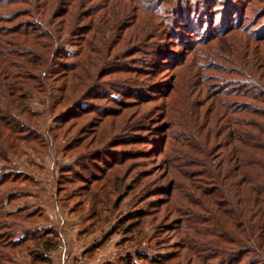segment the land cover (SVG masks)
Here are the masks:
<instances>
[{"label":"trees","instance_id":"16d2710c","mask_svg":"<svg viewBox=\"0 0 264 264\" xmlns=\"http://www.w3.org/2000/svg\"><path fill=\"white\" fill-rule=\"evenodd\" d=\"M127 1L133 7L131 19L136 21L138 11L154 15L144 22L148 23L146 31L157 27L154 18L159 20L156 30L160 35L180 28L182 17L190 16L195 7V0ZM201 1L216 8V0ZM253 2L247 0V7ZM255 2L263 4L264 0ZM117 6L116 0H108L107 5L101 0H0V162L5 166H0V264L13 263L12 253L22 250L27 242L33 244L25 248L30 264H52L48 254L59 243L55 228L40 231L35 226H21L35 214L19 201L26 194L12 189L21 175L7 167L10 156L21 152V144L37 149L36 153L56 145L66 156L59 164L57 188L60 191L79 182L78 190L68 199L81 198L75 205L85 206L89 213L90 227L83 228V235L94 231L102 213L120 212L124 198L138 196L136 189L148 191L138 205L154 195L165 198L153 201L151 208L146 204L151 212L134 205L133 211L118 216L114 230L103 242L119 233L123 237L118 246L135 249L119 255L111 264H169L174 260L175 264H264V51L250 45L252 40L264 43V34L251 35L253 25L241 17L234 26L229 24L236 13L233 9L229 20L220 25L221 32L209 31L199 40L203 43L195 42L205 45L232 32L251 39L244 48L234 50L230 38V50L225 48L217 56L222 62L231 57L227 58L229 65L207 64L218 74L215 76L221 77V85L207 87L209 93L204 100L192 90H181L179 84L177 90L174 85L166 93L164 107L169 118L164 130L169 152L161 162L159 178L147 182L148 173L130 176L138 164L130 168L124 162L133 160L134 155L115 153L108 144L89 149L96 143V136L84 144V136L95 133L97 122L76 130L79 121L94 112L89 99L123 105L116 98L117 93L122 95L117 80L120 74L130 72L132 53L139 51L133 46L122 56L117 51L120 32L115 37L107 34L113 19L119 26L123 21L125 10ZM250 10L249 14L264 11V7ZM263 16L264 12L258 18ZM201 20L203 24L206 21ZM185 23L190 26L181 31L184 35H198L189 19ZM170 37L173 40L174 32ZM69 43H74L77 50L67 54L63 47ZM207 66L198 64L197 68L204 72ZM198 69L192 66L188 78L191 88L205 80ZM111 76L116 82L101 81ZM125 92L124 97H128ZM34 96L42 106L40 112L29 106ZM209 99L211 102L205 105ZM119 114L120 110H104L101 116ZM46 119L56 126L36 130ZM58 140L68 143L60 145ZM127 140L129 137L119 144L126 145ZM75 150L83 152L74 158L68 155ZM160 208L166 214L163 220L174 217L172 225L159 224V218L152 217L161 212ZM169 231L179 238L173 252L151 256L141 248L152 242L157 247L165 246L166 239L160 234Z\"/></svg>","mask_w":264,"mask_h":264},{"label":"rangeland","instance_id":"374dc122","mask_svg":"<svg viewBox=\"0 0 264 264\" xmlns=\"http://www.w3.org/2000/svg\"><path fill=\"white\" fill-rule=\"evenodd\" d=\"M101 1H105V5H107L108 0ZM116 1L121 11L122 8L125 10L122 14L123 21L119 26L116 25L118 20L113 19V22L109 25L110 30L107 34H111V36L115 37L120 32L118 35L120 47H117V51L119 49V51L122 52V56L123 53L128 49L130 50L133 46L137 49L136 51H139L132 53L131 58L134 59H131V62L128 61L131 63L129 65V67H131L130 72L128 74H120L119 80H117L118 85L121 87L120 91H122V95L118 96L117 93L116 98H120V102H122L123 105L114 106L104 100L89 99L88 101L92 103L91 106L95 108L93 109L94 112L91 111L83 117L82 120L79 121L76 130L84 126L88 127L92 122H97L96 134L85 135L84 144L92 139V137L96 136V143L89 149L101 147L102 145L104 147L108 144L115 153L120 151L123 154L130 153L134 155L133 160L124 162L126 166H131L130 168L138 164L130 176L137 177L139 174L148 173L150 176L147 182H150L154 178H159V175L162 173L160 170L161 162L165 153L169 152L166 131L164 130L165 126H167V117L169 118V113H166L164 107V97L166 93H168L174 85H177L176 90L180 85L181 90L188 92L192 90L194 95L201 94L200 99L204 100L203 97L209 93L206 90L207 87L210 86L212 88L216 85L218 87L221 85V83H219L221 77L215 76L218 74L211 71L207 64L211 66L212 64L215 65L220 63L218 66L222 67L224 65H229L227 63V58L230 60L231 57H226L223 63L217 56L219 54L221 55L225 48L230 50V47H228L230 38L234 41V50L237 49V47L244 48L247 43L251 42V39L242 33L232 32L225 38L215 42H208L205 45H197L195 42H201L199 41L203 40L201 38L205 39L209 31L210 33L213 31V34L221 32L219 28L220 25L227 22L228 16L233 14V9L236 10V13L232 20L228 19L229 24L234 26L239 17H241V19L247 21L246 24L253 25L250 31L251 35L253 34L256 36L257 33L264 34L262 32L264 30V16L258 18V16L263 15L264 11H255L251 14L248 13L251 11L250 9L256 10L257 7H264V3H256V0H254L251 6L247 7V0H216V8H213L207 6V2L202 3L203 1L201 0H195V7H193L190 16L182 17L184 20H180V28L173 31L174 37L173 40H171L170 36L173 32L168 31L167 33L169 35H167L163 31L160 35L158 33L160 30H156L159 25V20L157 18L153 19V24L157 26L155 29L152 28L149 31L144 29V27H148V23L144 22L153 18L154 15L147 11H138L135 13V21L131 19L133 7H131L129 3L130 1ZM195 10H198L197 14L194 13ZM206 14L208 16H206ZM201 16H203V18ZM205 16L206 18H204ZM186 18L189 19L194 28H196L195 32H197L198 35L194 33L184 35L181 32L186 31L184 29L190 26L189 23H185ZM201 19L206 20L204 24ZM145 31L146 34L144 33ZM151 32L152 34H150ZM143 38L145 41H141ZM250 45H256L260 48V51H264V43H254L252 40ZM63 48L67 54L77 50L74 43L66 44ZM186 52L188 53L185 54ZM171 61H176L177 63L172 65ZM198 64L206 65L207 67L205 68H207V70L202 72L203 70L197 68ZM192 66H195L199 72L205 74V80H203L202 85H199L201 82H198L194 88H191L188 84L189 75H192ZM174 68H177V70L175 71ZM174 78L176 79L175 81ZM109 80L116 82L112 76L101 79V81ZM124 92L128 94V97H124ZM210 102L211 100L209 99L205 105H208ZM29 106L36 112H40L42 109V106L39 105L38 98L35 96L32 97ZM99 110H111L113 112H118L120 110L121 114H119L118 117L102 118L101 115L103 111L100 113ZM49 126L55 127L56 124L46 119L42 123V126L41 123L37 125L36 130L39 129L41 132V128L45 129ZM125 137H129V140H127L129 143L120 145L119 142ZM135 140H141L142 142L134 143ZM58 143L64 145L68 142L66 140L63 144L61 140H58ZM18 149H20L21 152L14 154L15 156L13 155V157L10 156L11 162L7 167L10 169L8 171L14 170L21 175V177L15 182V186L11 187H13L12 189L14 190L16 189L26 194L23 200L19 201L22 202L21 204L27 205L28 209L35 213L30 221L27 222V225L21 226L22 228L23 226L25 228L35 226L38 227L40 231L49 227L57 230L59 243L57 247L48 254L52 264H111L119 255H123L127 253V251H133L135 249L127 248L125 244L122 247L118 246L123 237V235L119 233L110 236L105 243L103 239L105 236L107 238V234L114 230V224L117 222L118 216L123 213H128V211H133L134 205H138L140 203L139 200H142V196L145 195L144 192L148 191L136 189V192L139 193L138 196L131 197V199L124 198L119 206V208L122 207L120 212L113 214H108L107 212L102 213L100 222L95 224L94 231L83 235V228L90 227V221L87 218L89 213L85 209V206L80 207L79 204L75 205L76 202L82 200L81 198L75 197L73 199H68L70 193L78 190L79 182L61 188L60 191L57 188L56 180L59 176L61 167L59 164L64 163V159L66 158L65 155V158H63V152L59 150L56 145H53L49 150H44L45 147H43L40 153H36L38 151L37 149H32L28 146L26 148L24 144H21ZM160 149H162L161 153L159 152ZM82 152L83 151L75 150L69 152L68 155L74 158V156ZM152 152L154 154L151 156ZM71 157H69L68 160H71ZM0 166L5 167L2 162H0ZM84 175L87 176L86 174ZM152 187H156V185ZM76 194L78 193H75V195ZM116 196V193L110 196L109 205H111V202ZM132 198H137L138 200H133ZM164 199L165 198L160 195H154L143 201L138 207H146L145 205L147 204L151 208L153 201ZM151 210L152 209H150L149 212H151ZM160 211V213L152 216L159 218L157 223L166 226L172 225L173 222H171V220L174 217L171 216L163 220L166 214L163 208H160ZM15 220L16 219H14V221ZM17 222H19V220ZM147 232L151 233L152 231L147 229ZM161 233L160 237L166 239L164 240L165 246L157 247L153 242L146 243L142 245L141 248H143L147 254L151 256L168 255L175 250V246L179 243V238L172 236L170 231ZM32 245L31 242H27V245L21 248L22 250L12 253L14 256V258H12L13 263L4 262V264H30V259L27 257L25 248L26 246L31 247ZM175 262V260L170 261L169 264H175ZM137 264L142 263L139 262Z\"/></svg>","mask_w":264,"mask_h":264}]
</instances>
